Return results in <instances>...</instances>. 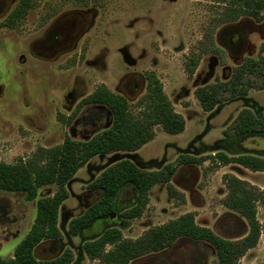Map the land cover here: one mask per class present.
<instances>
[{"label":"rangeland","instance_id":"rangeland-1","mask_svg":"<svg viewBox=\"0 0 264 264\" xmlns=\"http://www.w3.org/2000/svg\"><path fill=\"white\" fill-rule=\"evenodd\" d=\"M30 1L24 18L11 28H0V163L27 161L37 149L58 146L66 136L84 141L108 128L111 115L103 106H86L75 112L77 104L100 85L123 96L131 110L137 112L136 102L145 91L146 72L155 73L175 112L185 121L184 131L178 135H167L155 127L154 139L135 155H100L80 168L66 185L68 199L61 204L58 214L61 247L52 245L50 251L45 250L51 241H44L36 249L37 260L54 259L69 249L73 253L71 264H100L84 257L83 239L71 236L68 224L97 198L89 184L122 159L131 158L141 169L156 171L181 154L208 158L219 151L227 156L264 151L263 138L254 136L237 141L231 131L242 109L256 116L264 112V89H258L264 88V82L249 79L253 88L248 89L246 96L228 99L212 112H203L194 97L196 88L227 80L243 59L264 57V16L259 23L242 17L214 27L224 0ZM7 2L0 23L17 0ZM70 10L85 13L88 25L82 37L57 55L41 50L37 39L44 36L55 18ZM209 30L213 46L219 51L206 50L201 54L204 34ZM235 33L241 39L236 50L232 46ZM190 52L201 54V59L193 76L188 78L183 61ZM134 83L139 85L138 91ZM231 166L217 175L215 172L222 166L211 159L200 165L178 167L174 183L192 190L187 195L188 203L177 191L178 196L170 198L166 186L164 196L160 189H154L141 217L126 221V226L120 229L123 237L135 240L149 228L192 213L197 225L220 237L240 238L248 230L245 222L221 204L226 193L222 177L232 170L242 174L240 169H234L236 165ZM251 176L264 189V174ZM54 190V186L44 187L38 198L50 197ZM131 202L130 191L125 189L113 217L104 225L96 223L87 236L93 237L104 226L124 222L120 215ZM35 213V202L25 201L22 194L0 192L2 259L12 258ZM257 219L261 226L259 241L237 264H264V207L260 205ZM130 264H217V260L208 244L182 239L163 253Z\"/></svg>","mask_w":264,"mask_h":264},{"label":"trees","instance_id":"trees-1","mask_svg":"<svg viewBox=\"0 0 264 264\" xmlns=\"http://www.w3.org/2000/svg\"><path fill=\"white\" fill-rule=\"evenodd\" d=\"M29 6V0H20L11 16L0 23V28L13 27L25 16ZM219 9L214 27L242 17L259 23L264 16V0H224ZM203 43L201 54L206 50L219 51L213 46L211 30L204 34ZM201 54L190 52L185 57L183 68L188 78L195 73ZM249 79L264 82V57L243 59L233 68L227 80L196 88L194 97L203 112H211L228 99L246 96L248 89L253 88ZM258 89L264 88L260 86ZM86 106L106 108L111 115L109 127L84 141L66 136L58 146L37 149L27 161L0 163V192L20 193L25 201L35 202L36 210L34 221L14 249L12 258L0 257V264H71L73 253L69 249L50 260H37L33 252L43 241H61L57 227L59 208L68 199L66 185L77 171L96 156L138 151L154 139L155 127H160L167 135H178L185 127L183 117L175 112L154 72L145 73V91L136 102L137 112L131 110L123 96L112 93L104 85L96 87L82 99L75 112ZM231 131L237 141L254 136L264 139V112L256 116L250 110L242 109L235 117ZM210 159L217 166L235 164L251 172L264 173V151L259 154L239 152L233 156L216 152L208 158L181 154L156 171L141 169L132 161L122 159L103 170L89 184V189L97 193V198L82 215L70 220L68 233L83 239L85 257L100 264H130L145 256L163 253L182 239L211 246L217 264H237L259 241L261 226L257 219V206L264 207V189L233 175L222 177L226 194L221 204L243 220L248 228L247 233L236 240L224 239L211 229L197 225L192 213L149 228L135 240L125 239L120 230L126 226V221L141 217L149 202L148 192L154 185L164 184L167 195L174 198L178 194L171 186V180L177 168L200 165ZM49 186L55 187L54 193L50 197L38 198L39 190ZM125 187L132 188L134 200L120 215L124 222L104 226L93 237H88L96 223L104 225L111 219L116 199Z\"/></svg>","mask_w":264,"mask_h":264},{"label":"flooded vegetation","instance_id":"flooded-vegetation-1","mask_svg":"<svg viewBox=\"0 0 264 264\" xmlns=\"http://www.w3.org/2000/svg\"><path fill=\"white\" fill-rule=\"evenodd\" d=\"M9 0H0V16H2L9 5ZM20 0H17L15 6L12 10L5 16V19L1 22H5L12 14L14 9L17 7ZM29 8L31 7V1L29 0ZM27 10V12H28ZM24 18V17H23ZM20 21V20H19ZM17 21V23L19 22ZM88 25L85 13L81 10H70L61 16L55 18L48 29L46 30L43 37L37 39L39 48L41 50L50 52L52 55H57L60 52H63L68 49L75 41L80 39L84 34ZM9 28V27H5ZM235 44L232 46L235 50L240 45L241 39L238 33H235ZM230 36L227 37V40H230ZM135 91L139 90V85L137 83L133 84Z\"/></svg>","mask_w":264,"mask_h":264},{"label":"crops","instance_id":"crops-1","mask_svg":"<svg viewBox=\"0 0 264 264\" xmlns=\"http://www.w3.org/2000/svg\"><path fill=\"white\" fill-rule=\"evenodd\" d=\"M222 104H219L218 106H216L212 111H215L216 110V108L217 107H219V106H221ZM211 111V112H212ZM185 128V127H184ZM137 152V151H136ZM136 152H133V153H127V154H129V155H135V153ZM219 152H221V151H219ZM119 153H122V152H119ZM113 154H116V153H113ZM113 154H110V155H113ZM118 154V153H117ZM212 155H213V153H212ZM227 155V154H226ZM190 156H192V155H190ZM195 157V156H194ZM128 160H130V161H132L135 165H137L138 166V164L137 163H135V161L133 160V159H131V158H127ZM232 164H229V165H226V166H222V167H219V169H217L218 171H216L215 173H216V175L218 174V173H225V171H226V169H231L230 167H232L231 166ZM235 165V164H234ZM139 167V166H138ZM140 168V167H139ZM234 169L235 170H238V169H240V170H238V171H240V173L242 172V174H238V173H236L235 171H229L228 172V174L229 175H233V176H235V177H237L238 179H240V180H243V181H246V182H248L250 185H253V186H256L257 188H259V189H261V190H263L262 188H260V185L258 184V183H256L255 181H254V177L253 176H251V175H254L255 173H262V172H251V171H249V170H247V169H244V168H242V167H240V166H238V165H236L235 167H234ZM262 174H264V173H262ZM175 178L173 177L172 178V181H171V184L173 185V187H174V190L175 191H177V192H179V193H181V194H183L184 195V198H186V200H187V195H188V193H191L192 192V190H190V189H186V188H184V187H182L181 185H179V184H177V183H174L175 181ZM161 185V186H160ZM160 189L161 190V192H162V195L164 196V195H166V193H165V185L164 184H157V185H154L150 190H149V192H148V198L150 199V196H151V193L154 191V189ZM225 188V187H224ZM125 189H128L129 191H130V198H131V200H132V202H131V205H132V203H133V200H134V193H133V190H132V188L131 187H125L124 189H122L121 190V192H120V194L122 193V191H124ZM91 190V189H90ZM93 191V190H92ZM194 191V190H193ZM95 192V191H94ZM226 192V191H225ZM120 194L118 195V197H117V199H116V202H115V206H117L118 205V203H119V196H120ZM226 194V193H225ZM187 203H188V200H187ZM130 205V206H131ZM61 207V206H60ZM129 208V207H128ZM59 211H60V208H59ZM59 214V213H58ZM58 218H59V216H58ZM58 221V220H57ZM196 222V221H195ZM57 227H58V224H57ZM58 229H59V231H60V228L58 227ZM247 229H245V231H244V235L247 233ZM60 233H61V231H60ZM61 235H62V233H61ZM244 235H242V236H244ZM241 236V237H242ZM42 243H44V241L43 242H41L35 249H34V256H35V252H36V249H38V247H40V245H42ZM49 245L50 246H46L47 248H45V250H48V251H50L51 250V248H52V245L54 246H56V247H58V248H60L61 247V241H59V242H50L49 243ZM59 250V249H58ZM250 250H253V249H250ZM84 257H85V255H84ZM93 262H96V261H93ZM98 262V261H97Z\"/></svg>","mask_w":264,"mask_h":264},{"label":"water","instance_id":"water-1","mask_svg":"<svg viewBox=\"0 0 264 264\" xmlns=\"http://www.w3.org/2000/svg\"><path fill=\"white\" fill-rule=\"evenodd\" d=\"M113 217V214L111 215V218Z\"/></svg>","mask_w":264,"mask_h":264}]
</instances>
